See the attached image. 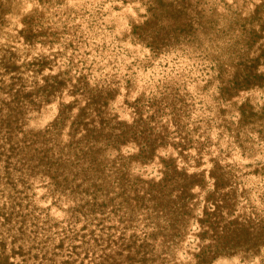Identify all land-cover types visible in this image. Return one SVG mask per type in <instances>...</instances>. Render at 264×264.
Listing matches in <instances>:
<instances>
[{
    "label": "bare ground",
    "instance_id": "obj_1",
    "mask_svg": "<svg viewBox=\"0 0 264 264\" xmlns=\"http://www.w3.org/2000/svg\"><path fill=\"white\" fill-rule=\"evenodd\" d=\"M231 1L228 0L227 2L229 3ZM146 2L153 3V4L156 3L155 4L156 15L154 17V20L151 21V26L149 28H147V30L145 31V34H144L145 38H149L150 40H152V42L157 44L158 47L160 45V48L163 50L162 53H179L181 56V59H183V61L185 60L189 63V64L185 63L184 65H182V69H180L181 72L184 71L185 68H189L192 65V64L190 65V61H192L191 60L192 58H190L188 56V54L186 55V53H192L193 54V53L201 51V49H202L205 52H208L209 54L211 53L212 59L214 58V55H215L216 58H214V59H216V61L222 60V58L225 56V53H227L225 56L226 58L224 57V59L226 60V59H228V57H227L228 52L229 53L232 52V49H227L228 46L229 47L232 46V44L230 43V40L233 39V40L237 41V39H240L242 41L246 40V42H248V40H249L247 38L248 37L247 36L248 31H250L251 33H255L256 36L259 38V42L256 45H251L249 47L247 46L241 50L240 53H241V56H243V59H245L247 61L249 59L250 55H252L253 53H256V54L260 53V51L262 49H264V0H238V1L235 0V2H238V4L236 3L237 5L235 4L234 8L232 7L236 11H235V15L233 17H231L230 19H228V16H230L228 14V12L225 13V9H223L220 5L213 9L212 15H209V12H207L205 10V8H204L205 12H203L204 10L202 11L201 7L203 8L204 6L199 5L198 0H137V1L136 0H126V3L124 5L123 4L121 5V0H0V75L2 76L4 74V72L2 70L3 69L2 65L8 63L10 60H13L18 64V67L16 68L15 72L17 73V75H19V78H18L19 80H17V81H19V83L17 85H12V86H5L8 84L7 82L9 81V78H6L5 74L3 75L5 77V79H3L4 78L3 76H2V79L0 77L1 80H4V82L0 81V84H2V85L5 84V85H3L4 90L0 91V166H1V168H3V164L5 162L7 163V161L13 164L14 162H12V160H14L13 158L17 155L15 157L16 162L14 163L16 166H18L17 162H19V164L20 163L22 164V167H20L21 164L19 165V167L20 168L26 167L25 170H29V168L31 170H32V168L36 170L38 168V171L37 170L32 171L33 175L30 174V171L28 174V172L26 173L24 171V169L21 171L19 170V172L21 174H23L22 171H24V173L27 174L26 180L24 179L23 175L21 176L20 173L18 174L21 177H23V178H21V180L24 181V185L28 184V186L25 188L27 190L29 188H32V190H28L26 192V194L28 196L25 194V192H23V193L19 194V197L23 203H25L26 200L29 199L28 197L31 198V201H30L31 207L32 208L34 207L33 209L35 211V216H33V213L31 214V216H27L26 219L22 216V220L20 222V224H21L20 228L18 227V225H16V223H14V221L9 222L8 225H4V226H3V223H0V264H75L76 261L74 263L73 262L74 260L80 258L81 256L84 257L85 255H87V257L84 260V264H144L145 259H143L144 261L142 260L141 254H140L141 257L139 256V258H140L139 261H141V262H139L138 258H137V256L141 252L142 247L139 250L140 252L137 251V252H139V253H136V254H138L137 256L133 255L132 252H130L128 250L129 248H128L127 244L129 242L132 243L131 249H134V251H135V249L138 250L137 248L140 247V246L138 247L135 244V239H137L146 248L150 247L149 249H152V247H156L155 250H157V248H158V250H157L158 252L156 251V253H158V254H156V255H159V253L164 254L163 255L164 256L163 261H165L164 263H163V261H161V259H160L161 262L159 261V258H161V256H162V254H161L160 256L156 257V258H158V261L160 263H163V264H195L196 263L197 264V262L194 258V255H192V253L194 254V250H195V246L192 245L195 242H192V240L197 235L196 231L201 230L198 219H199V217H201L203 215V209H204V207H207V204H210V206H211L210 211L212 212L211 216L209 217V220L211 223H210V225H208V229H209L208 232L210 235L209 241H211L213 244H217V245L221 246L220 243L222 241L218 242V243H214V242L219 241L221 235L224 232H226L227 229H229V227L232 223L236 222L237 224L236 223L235 224L239 227V229H242L241 226H243V225L240 224V222L238 220L246 214L247 215L248 214L254 215V216H256V219H258L257 222H259V223H255L256 219L254 218V216L252 218V216L250 215L251 218L249 217V220L252 219V223L254 226H252L251 221L250 222L246 221V222L251 223L252 232L254 230L253 233H255L258 230V229H256V231H255V229H254L255 226L258 227V225H259V227H258L259 230L255 233V241H254V238H251V239L253 240V242H255V244L261 242L260 238L263 235L262 229L264 228V221L261 219V217H262L261 213H264V202H263L264 187L258 186L259 185L258 182L263 181V183H264V114H262L259 110L258 115H259L260 119L258 118L259 121L256 122L257 116H256V118H254V116H252L253 118L250 117L249 119H247V115L245 116L244 114H241V112H238V111L236 113L237 107H235L236 109H234L233 106H230L229 108H227V109H229V112L227 109L224 110V108H223L224 113H226L225 111H227V115L228 116L230 115L228 118V119H230V121L233 120L234 117H235L234 119H236L237 117L233 116V114H228V113L235 112L234 113L235 115L241 114V117H239V115H238L239 118H242L241 122H238V120H237L232 125H230L232 121L230 122L229 120L224 119L225 122H227V121H228V123L230 122L228 125H227V123L224 124L225 122L222 121V119L225 117L226 114H223L224 116H220L219 115L220 113L218 114L219 115L218 120H220V117H221V121L224 122V123H221L222 126L225 125V127L226 126L228 127L227 132H230L228 134H230V137L233 139V140L231 139L232 141L231 140L230 141L232 143L235 142L233 144H231L230 142H228V143L232 145L231 147H234V144L235 145L238 144V145L234 148V151H232L233 149L230 147L227 148L228 145H226L224 143V140L222 139V141H223L222 147L224 149H221L220 154L218 152V154H219L218 158L216 155L214 156L215 159L217 158L216 166H218V169H217L216 174H218V175L214 176V177L212 175L210 176V174H208L209 172L207 169L209 166H213L214 162H213V164L211 163L212 165L208 164L209 162L206 160V158L209 157L208 155H211V154H208L210 149H212L214 151V144L211 141H209L206 137L215 138L218 136L215 134L216 130L214 131V128L213 129L209 128V126H210L209 124H212L211 123L212 121L209 119H211L212 117L209 118L210 115H208L206 113L208 115V120L210 121L208 124V120L207 119L205 120L206 116H203L204 114L201 115V113H200L201 112L200 110L202 108L198 109L197 108L198 106H196V108H195V105L197 103L194 102V98H197V99L199 98V99L203 100L204 103H206L205 104L206 106L203 105L202 110L205 111L207 108L210 111V112L208 111V113H211V111H213V108L215 111L218 109L219 104L217 106V104H215L213 101H214L215 96H217V97H219V96L216 95L214 90H213V88H215V87H212L209 84H208L209 86H204V88L203 87L200 88L201 85L197 84V82H201L202 78L201 79L198 78V81L196 80L197 78H196L194 73L197 74L198 71L196 69L195 70L192 69L193 67L191 68V74L193 73L195 78L193 77V74H192L193 79L190 81L191 84H188V87H189L188 88V94L189 95H187L186 92H184L186 94L181 93L184 95L183 100H185V102L182 105H179L181 108V111H180V113L173 112L172 115H173L175 121L171 118L169 119V117H168V122L166 123L168 127H171V130H175L174 135H172V138L174 140L173 139L172 140L176 141V143H175L176 148L173 147V150L171 149L173 144L170 145L171 150L164 145L157 146L154 149V151L151 152L152 153L150 156L151 161L148 162V164H146V166H148V167L150 165H151V167H155V166L157 167L158 166L157 169L154 168V172H155V169H156V171L161 169V159L163 156H165L168 153V156L166 155L165 157L166 158L170 157V159H171L172 158L171 155L176 154L178 156L177 161L174 162L175 160H174V158H172L173 162L175 163L174 166L178 165V167L177 166L176 167L179 169L181 168V172L184 171L183 176L185 174L193 176L192 181L194 184V188L190 185V183H188V180L184 179L185 180L184 181V180H182L183 178H180L181 172L179 171V169H177L176 167L173 166V168H175L174 171H175V175L177 176V179L180 178V179H178V182L180 180H182L179 182V185H178L180 187V183L182 184V188L179 190L180 191L182 190L181 192L185 193V196L189 192L188 194L192 197V201L190 200L192 205H190V206L188 205L189 203L183 204L184 203L183 201L180 202L179 200L176 199V201L179 202V205L182 204V205H180V208H181L180 213L184 212V211H189V212L191 211L189 213V215H190L191 213H193V211L190 210L189 207L192 206L196 209V212L194 214H197V216L193 215L192 220H191V218H189V220H188L189 223H188V221H186L188 219L187 215H186V218H185V216L181 215V216H179V219H177L178 216L175 217L174 214L178 213L179 209L175 205L176 201H174V198L172 199V197H171V199H170V197L168 195L169 199L166 198L167 201L162 197V198H159L158 202H160L161 199H164V200H161V203H166V205L161 204L160 208H162V206L163 207L165 206L163 209L167 210L168 215L171 218L170 217L168 218V216L163 214V213H162V216L164 215L165 217L164 216L162 218L160 217L161 219H159L158 217L155 218V216L153 215L154 214V211H153L152 216H154V217L149 215L152 218V219L150 218L151 223L149 222V219L146 221V223L148 222V225H149L148 230H150V229L154 230V228H155L154 225H156V227L159 228V225L162 224L161 222H163V224H162L163 227L165 226V229H167L166 225L170 219L171 223L170 222H169L170 224L168 223V226H170V228H169L170 231H168V232H171V227H172L174 230H172L171 233H173V231L177 230L174 233L179 231L180 235L178 233H176V234L173 233V235H175V236L171 235V233H169V235H171L172 237H176L175 240L178 238L177 237L178 235L181 237L183 236L181 238L182 239L181 241L178 238V241L180 243L178 242L176 244L177 241H175V240H174L175 242H173L172 244H170L171 242H167V243H169V246H167L164 249V246L167 244V243L164 244L165 243L164 240L168 237V234H167L168 232L166 230H164V232L166 231L165 233L167 235V237L165 239H161V241H160V237H163V235H161L162 233H158L161 235L159 237V236H157L158 234L156 233L155 236L159 237V239L154 238L153 240H151L152 242L149 241L148 245L144 244V240L142 239V236L140 235L139 232L147 227V226L144 227V225L146 223L142 222L143 221L142 217H143V214H146L148 216L149 211H146V210L144 211L143 204H144V202H149V199L151 196L146 191L144 185H139L140 189L139 190L137 189L136 194H130L131 198L134 197L131 200L132 201L131 205L134 203L133 204L134 205V209H133L134 211H132V213L126 212V214H125V217L129 218L130 220H127V221H126V219L123 220L122 222L119 223L118 228L115 230L114 228L106 227V221L105 222L102 221L101 223L96 224L98 218L101 217L102 213L97 212L96 220L92 221L91 211H90V208L88 206L83 207L84 214L81 217L71 216L69 214L68 210H70L69 206L72 204L73 200L72 199H66L65 200L64 197H66V196H64L63 198L59 197L56 199L57 204L60 205L59 208L56 206L51 207V203L48 201H50V199H52V198L55 199L59 195H51V194H49V193H51L49 191H48V193H46L44 186L41 185L43 175H44V173H42V171L40 172V170H39L41 168L40 167L41 165L39 166L37 164L34 167L32 162H29L26 159H24V156L27 157L26 153L28 154L30 152L31 156L34 154L32 156L34 159H32L31 157H29V159L31 158L32 161H35L34 164H36V159L38 158V156L35 157V155L40 153V150L37 148L39 151H37V154H36L34 152H31V149H33L34 146H35L34 150L36 149V146L38 145V143H37V145H35L37 140L39 142V146H41L40 143H42V146H43V144L45 145L42 147L43 149H47L49 146L53 145L55 148V152H57V150H58V147L55 146V143H58L60 140L62 143L61 146L62 147L66 146L65 140H66V137L69 136L68 127L67 128L63 127L65 129H63L60 132H52V133L48 134L46 139L41 138L40 135L38 134L40 132L39 128H41L43 130L45 127H48V128L51 127L52 122L54 121L55 117L58 116V113L61 110L60 105H62V102H69V103L73 104V107H74L73 114H75L76 112H79L80 109H81L80 111L82 112V110L84 109L83 112H85L84 114H85L86 122L88 123V125L86 124V122H84V123L87 125L88 128L92 127V129H96V125H94V124H96L94 122V116L89 115L90 113L92 114V112H93L92 106H91V108L87 106V105L90 106L92 104L87 103V105L82 104L80 106V104H81L80 100L84 97L87 98V95H86L87 93L85 91H83V93H86L85 95H81L79 93L80 96L79 95L78 96L81 97V99H80L77 97V95L75 93L76 91L72 92L74 90V86H76L77 89H79L78 85L75 83L76 80L74 82H72L71 84L68 83L66 85L67 87H64V88L55 87L53 89L52 93H50V96L48 97V99L35 97L36 101L32 102V104H31L30 101L27 100V98L22 97V98H18L17 99L18 101L16 102L15 101L16 99H14L12 96H14L15 94H18L20 97L21 92H23V93L24 92H28V93L31 92L33 89V86H34V84H33L34 78L38 79L36 76H34L32 74V72L28 71L24 67V62H26L31 57H36L40 54H43L49 58L50 66L54 67L56 62L58 60H60L62 53H69V49L67 47V42L65 41V39H63L61 37V32L63 30L62 28L67 27V29H72L71 27L75 28L76 26H79L80 28H82V30H84L86 32V30H87L86 24L87 23H85L86 21L84 22V20H82V19H84V17L83 18L81 17L82 19L80 18V15L83 16L82 13H84V14L87 13V12H84L85 10L83 11L84 8H87V10L89 9L90 11H94V10L98 9L97 8L98 6H102L101 7L102 10L101 9L100 10L101 11H104V10L107 11V14L105 15L106 17L103 16L104 19H102V21L105 20L106 23L111 24L112 29H113V33L118 34V35H121V34L126 35V34H129V31L131 30L130 29V26H131L130 23L134 22V21H135V23L138 22V20H139L138 13L142 12V10L145 7L144 4H146ZM235 2L233 1V3H235ZM233 3L231 2V6L233 5ZM241 3L243 5H241ZM111 4H116L117 6H120V9L118 10V12L117 11L115 12V10L112 9ZM201 12H203L204 15ZM74 15L77 16L76 20L71 19L72 16H74ZM198 15H200V16H198ZM38 17L46 19L45 22L47 24H49L47 20H51L53 22V25H54V26L52 25V27L58 28V30H57L58 31V36H57L58 40L56 43L49 44L47 42H43L41 44H38V43H35L34 41H30V40L26 39V36L24 34L25 26H27V23L31 19H35ZM196 17H198L199 21L203 19L202 27H200V29L197 30L196 34H194L195 35L194 38H196L195 41L190 42L187 39H185V34H182L179 32V29L182 27H186L187 22L193 23L194 25L201 26L199 21H197L195 19ZM143 18L145 19V17H143ZM232 18H234V20L231 22ZM86 20H87V18H86ZM105 21H104V23H105ZM45 22H44V24H45ZM52 22L50 24H52ZM97 22H99V21H97ZM90 23H92V22H90ZM94 24H95V22H94ZM103 27H105V26H103ZM35 28H36V26H35ZM100 28L101 27L94 25V28L92 29L93 33H91V34L89 32L90 30L89 31L87 30L89 32V33L87 32L88 33L87 35H89L88 37L90 38V40L86 39V41L88 43L90 42V46L87 47L85 45L84 47L87 48L88 50H90L91 52H94L95 49H98V52L99 51L102 52V50H104V48H109L108 50L107 49L105 50V53H111V52L116 53L115 50H114V52L112 51L113 43L111 44V40H110L111 39L110 35H113V34H108V33L105 34V32L102 33L99 31ZM102 29H105V28H102ZM76 38H78V36ZM128 39H129V37H128ZM128 39L121 40L118 42V43H120L119 45H121L127 51L126 53H128L130 51L131 53H134L135 56L137 54L139 57H141V55L138 53H149L148 52L149 49H146V47H144L143 45H140L141 41L137 40L138 43H136L135 45H132V44L130 45ZM133 39H135V38H133ZM113 41H116V40H113ZM79 43H81V42H79ZM79 43H77V44H79ZM84 44L85 43H83L82 46ZM110 50H111V52H110ZM118 53H124V52L118 51ZM247 53H249V54H247ZM258 55H260V54H257V56ZM121 56H122L121 60L123 59L122 62H120V59H118V61H116V65L122 67L123 62L127 61V63H128L129 61H128V59L126 60L124 55H120V57ZM217 56H220V57L217 58ZM252 56L255 57L256 55H252ZM261 56L264 57V55H261ZM97 57L99 58V56H97ZM120 57L118 56V58H120ZM139 57H137L138 58L137 60L142 62L143 61L142 57L141 58H139ZM263 57H260V62L258 63L256 68L259 71L263 72V74H264V58ZM89 58H90V56H89ZM143 58H144V56H143ZM101 59H102V57H101ZM130 59L132 60V57ZM168 59H170V58H168ZM181 59L179 58V60H181ZM105 60L107 61V59H104V62L106 63ZM111 60H113V59H111ZM223 60H222V62L220 61L217 63L219 64V66L221 65L220 68H221L222 74H225L226 69H228V68H226L227 66H229L230 67L229 70H231L232 67L230 66V63L232 61L229 60V63H228L227 61H225V60L223 61ZM96 61H98V60H96ZM227 63H228V65H227ZM87 64H88L87 66H89V63H87ZM123 65H125V63ZM171 65H173V64H171ZM231 65H233V62ZM101 66H103V64ZM113 67H115V66H112L110 64V62H107L106 67H104V68H106V71L107 70L109 71V70H112ZM222 68H224V69H222ZM122 69H124V68H122ZM176 69L179 70V68H176ZM234 69L232 68L231 71L227 70L228 71L227 73L231 72L229 74L232 75V72H235V70H237V67L235 70ZM133 70H136V69H133ZM180 71H179V73H180ZM195 71H197V72H195ZM223 71H225V72H223ZM48 72H49V69H46L45 73H48ZM174 72H175V70H174ZM86 73H87V71H86ZM229 74H227V75H229ZM136 75H137V73H136ZM187 75H188V73H187ZM199 75L200 74L198 73V77H199ZM143 76H145V75L143 73H140V79H142ZM176 76H179V75H176ZM210 76H208L210 78V80L208 79L210 81L209 83H212L213 80H215V79L220 81L219 77L217 79L216 78L217 76L212 75V76H214L212 78ZM221 77L224 78L223 76H221ZM83 78H84V76H83ZM98 78H99V76L96 77V79H98ZM109 78H111V77H109ZM157 78H156V80H157ZM211 79H213V80L211 81ZM140 81L138 82V84L141 83ZM177 82H178V80H177ZM206 82H207V80H206ZM214 83L215 82H213L212 84H214ZM90 84L92 85V81ZM141 85L142 86L145 85L144 81ZM141 85H138V86H140V88H141L142 87ZM254 85H256V87ZM254 85L248 86V90H249L248 94H250V99L248 100V97H247L248 95H246L247 93L244 92V90H243L242 95H244L246 93L245 94L246 96H242V97H243V99L245 97L246 100H248V101H253L257 97L256 100L260 101L259 102L260 106L257 104L259 106L258 109H261V107L264 106V100L262 101V98H260L259 96H261V94L263 95V93H264V85L260 86L261 85L260 82L258 83V85L257 84H254ZM93 86H94V84H93ZM258 86H259V89H258L259 91L257 90ZM151 87H152V85H151ZM154 87H155V85H154ZM70 88H72V91ZM249 88H252V89L250 90ZM69 89H70V91H69ZM204 89H207V90H204ZM130 90H132L134 92V94L136 95V91L139 89H135V87L132 86V89H130ZM130 90H129V93H132V92H130ZM140 91L138 92V94L141 93ZM206 91H208V92H206ZM251 91L254 92V94H252ZM255 91H256V94H255ZM181 92H182V90H181ZM209 92H210V95L208 94ZM241 92H240V94H241ZM228 93H230V92H228ZM228 93H227V95L225 94V96L222 98L219 97L221 99L219 112L223 111L221 108V105H222V107H225V105H226V104L224 105V103H225L224 100L222 103V99H224L226 96H228L229 95ZM234 93H236V92H234ZM231 95H232L231 99L234 98V100L236 102L235 104L239 103V101L241 102V98L239 99V97L241 95L237 96L235 94V97L233 96V93ZM123 96L121 97V99L119 101H117L116 99L114 100V101H117L116 102L117 103L116 109H118L117 111H120V112L123 111V109H124V104H123L124 99L122 100ZM128 96H130V95H127V98H128ZM131 96L133 97L134 95L131 94ZM76 97L79 100L75 99ZM227 98H230V95ZM227 98L225 100H227ZM236 98H237V101H236ZM87 99H88V102H93V101H91V99H89V98H87ZM73 100H74V102H72ZM76 100H78V101H76ZM201 100H199V101L201 102ZM234 100H232L231 102H233ZM229 101L230 100L228 99V102ZM244 101H245V99H244ZM109 102L111 103V101H109ZM210 102L214 103V105L211 106L212 103H210ZM228 102H226V103H228ZM242 102H243V100H242ZM110 103H108V105ZM208 103H210V105H208ZM233 103H230V105H233ZM201 104H203V102L199 103V108H200V106H202ZM209 106L210 107L214 106V107L211 109ZM216 106H217V108H216ZM228 106L229 105L227 104L226 107H228ZM231 107L233 108V109H231L233 112L230 110ZM85 108L87 110L89 108V112H90L89 114L87 111H85ZM110 108L111 107H109L108 110H111ZM125 108H126V106H125ZM74 111H75V113H74ZM125 111H126V109H125ZM28 112L30 113V116L27 114ZM121 113L124 114V112H121ZM196 113H198V114H196ZM217 113H218V111H217ZM26 114L30 118H27ZM84 114H83V119L85 120ZM103 114H105V113H103ZM214 114H216V113H214ZM108 115H109V113H108ZM194 116H196L195 120L193 119ZM211 116H213V115H211ZM129 117H131V116H129ZM213 118H215V117H213ZM158 119H159V117H158ZM250 119H253L256 123L250 124L252 126H250V125L247 126V124H249L247 120H250ZM246 121H247V124H245ZM91 122L94 123L92 125H94L95 128L91 125ZM113 122H114V120H113ZM244 124L246 125L245 127L247 128V130H248V127H250L251 129H252V127L255 129H257V128L258 129L255 130L256 132H253L250 135V137L246 136V135H248V133L245 135V132H247V130L244 127ZM97 125H99V124H97ZM152 125H153V123H152ZM22 127H26V129L28 131ZM156 128H157V126H156ZM34 129H35V132H34ZM164 129H165V126H162L160 128V130L162 132ZM188 129H190L191 131ZM224 129L226 130V128L223 127V131L226 132ZM59 130H61V129H59ZM156 130L159 131V132H156V134L157 135L160 134L161 131L158 129H156ZM212 130H213L214 134L211 133ZM258 130H259L258 133H259L261 140L259 139V136L257 135ZM32 131L35 133V135L34 134L32 135ZM95 131L96 130H94V132ZM189 131H190V133H192V131H193V132H195V134L193 133V134H191V136L185 134L186 132L189 133ZM227 132L224 134L228 135ZM249 132H250V130H249ZM254 133H256V134H254ZM72 135L73 134H71L70 136H72ZM184 135L189 136L190 137L189 141H191V143H193L192 144L193 146H191L190 148L194 147L195 149H191V150L192 151L196 150V151H194V153H192L194 155L196 154V156H194V157L189 156L190 162H192V163H189L186 161L187 156L185 155L186 153H184V152H189V150H188L189 148L187 149V146H185L188 144L184 143L185 142V139H183ZM53 136H54V139H53ZM228 136H226V138H228ZM257 136H258V138H256ZM31 137H33L35 142L33 141V139H31V141H29L30 140L29 138H31ZM50 137H51V139H50ZM230 137L227 139V141H229ZM248 137L251 139H249ZM176 138H177V140H175ZM254 138H256L257 140ZM52 139L55 141H53ZM168 139L170 140V137ZM39 140L43 141L44 143L40 142ZM47 141H49V143ZM66 141H68V140H66ZM30 142H32L31 143L32 146H30L31 145ZM96 143L98 144V141H96ZM96 143L94 142V144L90 146L89 150H92L93 152L95 150V152H98L100 156H103L105 153L100 154V152H103V151L98 150ZM129 143H131V142H129ZM47 144L49 146L46 148ZM57 145L59 146V144H57ZM132 145L127 144L126 147L128 148L129 146H132ZM168 145H169V143H168ZM61 146H59V150L61 151V156H64L66 149L64 150L63 148H61ZM154 146H156L155 142H154ZM189 146L190 145H188V147ZM237 147H238V149H237ZM136 148H138V147L134 146V148H133V149H135L134 151H136ZM3 149H4V151H3ZM5 149L7 150V152L3 153V152H5ZM128 149H130V147ZM236 149H237V152L240 151L239 149H241L243 152H245V158L243 156L239 155L240 152H239V154L234 153L232 155H228V153L235 152ZM114 151H116V150H114ZM15 152H17L16 155H15ZM191 152H189V153H191ZM120 153H122V150ZM114 154H116V153H114ZM114 154H112V155H114ZM55 155H56V153H55ZM123 155H124V153H123ZM176 155H174V156H176ZM188 155H190V154H188ZM226 155H228V156H226ZM28 156H29V154H28ZM223 156H225L226 160L228 159L226 157L231 158L229 160L236 159L235 160L236 162H234V165L232 168H231L230 164L228 165V163H231V161L227 162L228 160L227 161L225 159H223L224 161L221 160ZM232 156H233V158H232ZM239 156H241L240 157L241 161L247 162L243 167V169H245L244 170L245 174H244L243 170H239L240 171L239 173H241V175H240L241 177L239 179L243 178L242 176H246L244 178H247L245 180L248 181V183H246V181H243L244 178L241 179V181H238L239 179L237 177L238 176L237 173H236L237 176L236 175H235L236 177L234 176L236 169L238 170V168L242 167L241 164L243 165L245 163V162L244 163L240 162V160L238 159ZM71 158H73V157L71 156V157L65 159V160H67V159L69 160V161L67 160V162H66L67 164L75 162V160L73 159V161H72ZM198 158H200V161L206 160L205 163H206V165H208V167L205 166L206 167L205 168L203 165L204 164L203 162H202L203 163L202 164L203 166H202L201 162L199 161ZM112 159H113V156H112ZM108 160H110V159H108ZM237 160L239 161V163H238L239 167L236 165L238 162ZM132 162L133 161H131L130 164H128L127 167L125 168V172L129 177L136 174L137 173L136 171H138L140 173V170L142 167V165L139 161H134V163H132ZM197 162H199L200 164H198ZM66 163H64V164L66 165ZM184 163H188V165H185ZM194 163H196V164H194ZM79 164H83V160L81 162H79ZM65 165H64V167L66 168ZM182 165H184L185 167H183ZM36 166H39L40 168L36 167ZM69 166H70V164H69ZM247 166H248V170L245 168ZM70 167H72V168H69V173H72L73 169H75L74 168L75 165H72ZM203 168L206 169V170L205 169L203 170L204 172L206 171V173L201 172V169H203ZM66 169H68V165H67ZM233 170H235V171H233ZM241 171H243V172H241ZM148 172L149 171L147 169L146 173H148ZM154 172L152 173L153 176H154ZM246 172H248V173H246ZM159 173L161 174V172H159ZM242 173L244 175H242ZM87 174H85V175H87ZM139 175H142V174H139ZM105 176H106V174H104L101 177V182L99 181V183L96 186H94L93 188L89 187V189H93V191L96 192V194H99L100 198L104 199V201L105 200L109 201L110 197L111 196L114 197L115 194H114V190L111 189L112 187L110 185H107L108 188L111 187L110 190L105 189L104 184L109 179L108 178L109 176H106L108 179ZM157 177H159V176H157ZM31 178H34V179L36 178V180L39 181L38 186L34 187V185L32 184ZM152 178L154 179L155 176ZM156 178L154 179L155 181H156ZM202 178H203V182L201 185L202 187L200 185H197V187L198 186H200V187L196 189V184H198V182ZM77 179H78L77 180V182H78L79 178H77ZM0 180L2 181L1 178H0ZM4 182L5 181L0 182V212H3L5 210V208L7 207V205L10 203L11 195H12L11 188L6 187L7 183H4ZM3 184L5 187H3ZM107 184H108V181H107ZM16 186L17 185H15V187ZM145 186H146V183H145ZM261 187H262V189H261L262 192L259 189ZM19 189H21L20 185L18 187V190ZM195 189L197 191H199L198 194L196 193V195L194 193ZM255 189H258V190L256 191ZM174 191L176 193H178L175 189H174ZM186 191H187V193H186ZM16 192H15V194H16ZM174 193H172V194H174ZM199 193H201V194H199ZM225 193H226V195H225ZM15 194H14V196H15ZM53 194H59V192H57V193L55 192ZM176 195H180V196H177L178 198L179 197L181 198V196H182L181 194H176ZM200 195H203L204 198L207 197L208 195H210V198L205 201L207 204L204 203V201L202 202L203 203L202 209L198 208V206L196 205V202H195V199L196 198L199 199ZM166 197H167V195H166ZM76 199H78V200L83 199V195L81 194L80 196H77ZM182 199H183V197H182ZM162 201H164V202H162ZM179 205H178V207H179ZM184 205L185 206L187 205L189 209H186L187 207H185ZM20 206L22 207L21 204H20ZM171 206L173 207V210L171 209L172 208ZM182 207L185 208L186 210H184V209L182 210ZM40 208H44L43 209L44 211H47L49 209V211H47L45 215L40 214V213L36 214V212H37L36 209H40ZM157 208H159V206H157ZM155 212H158V214L160 213V215H161V212H159V210L155 211ZM198 212H200L201 214H198ZM171 213H173V214H171ZM23 214H24V212H23ZM158 214L156 213V215H158ZM166 216H167V218H166ZM257 216L260 217V219ZM180 217H183L184 221ZM62 218L63 219L69 218V222L70 221L74 222V220L80 219V222L83 224L85 230L84 231L81 230L78 233V237L76 239H73V238L66 239L69 243H65L61 246H58L57 245V243L59 242L58 239L60 238V234L62 231L59 230L56 233H53V231H51L52 228H49V226L51 225L53 220H55V219L61 220ZM193 219L197 220V222L195 221L194 225L192 226V224L194 222ZM240 221H241V219H240ZM243 221L245 222V219H243ZM186 222H187L188 226L191 223L189 227L192 228V230H190V228L188 229ZM66 223L67 222H65L64 224H66ZM111 223H109V224H111ZM134 223H136L137 226H135ZM117 224L118 223H116L115 226ZM77 225L79 226L78 223H77ZM244 225H246V224H244ZM152 226H153V228H152ZM231 226H234V225L232 224ZM60 227H62V225ZM178 227L180 230L177 229ZM244 227H243V229H245ZM184 228L186 229V231L183 230ZM232 228H233V230H235L234 227H232ZM59 229H61V228H59ZM243 229H242V233L244 232ZM247 229L245 230V232L247 231ZM71 230L76 231V227L75 228L72 227ZM181 230H182V232L184 231L183 233H185V232L187 233V231L190 230L189 231L190 233L188 232L187 235L190 234L193 236L190 237V235H189L187 237V235L184 234L185 235V239H184L185 241H184L183 240L184 235H182L183 233L181 232ZM236 230H238V228H236ZM192 232L194 234L196 233V235L192 234ZM245 232L243 234H245ZM252 232L250 231L251 235H252ZM237 234H240L239 231L237 232ZM246 235L249 236L248 234H245V237L243 235V237L245 239L243 237H239V238L242 240L244 239L243 241H246V239H247ZM186 238H187V240H186ZM198 238H200V236H198ZM237 238L235 240L241 241L239 238L238 239ZM168 239H170V238H167V240ZM171 239H173V238H171ZM186 241H187V243H185ZM246 242H248V240ZM239 243H240L239 245H241V247L243 248L244 247V246H242L243 243L242 242H239ZM262 243L263 242H261V244ZM235 244L236 243L234 242V245ZM248 245H250V243ZM263 245L264 244H262V246ZM255 246H258V245H255ZM255 246H251V247H252V251H256L254 253L257 254L259 251H261L260 248H262V247L256 248ZM177 247L182 248L185 251V253H183L182 250L179 251L180 249L177 250L178 249ZM241 247L237 248L238 252L240 249H242ZM245 247H246V245H245ZM221 248H222V251H224V248L223 247H221ZM244 248L242 249V252H239V254L244 252L243 250L246 249V248L245 249ZM15 249L20 250V254H18V255H20L19 257L17 254L14 256ZM155 250H153V251H155ZM233 250L236 251V248H234ZM74 251H76L78 253L75 254ZM237 251H236V253L235 252L234 253L237 254ZM252 251L250 253V248L245 250V252L250 253L249 255L253 254ZM145 252H146V250H145ZM248 253H246V255H245L246 258L250 257L247 255ZM146 254L149 255L150 253H146ZM152 254H155V253H152ZM235 254H233V253L229 254V258L231 255L233 257V255H235ZM260 254H261V252H260ZM237 255L233 257L235 259V261L232 263V261L234 259H231L232 257L230 258L231 260L228 259L227 258L228 255L225 251V253H223L222 255H220L218 257L215 264H219V263H221V264H234L236 262L238 264H240V263L244 264L243 260L246 259L243 256L244 253L242 254L243 260L241 259V257H239L240 255L238 256L239 259L241 260V262L236 260V258H238ZM255 255H254V257H251L254 260L252 262H250V264H256L257 262H259L258 264H260V262H261L260 260H258L257 258H256L257 261L255 260ZM261 255H263V254H261ZM150 256L152 257L153 255H150ZM145 257H146V255H145ZM190 257L192 259V262L189 263L188 261H190ZM222 257L225 258V261L223 260L224 263H222ZM256 257H258V256H256ZM148 258H149V256H148ZM258 258H260V257H258ZM250 259L249 260L247 259V261L246 260L245 261L248 262V261H250ZM260 259H262V258H260ZM153 260L154 261L150 260L149 262L150 263L155 262V264H160L159 262H157V259H153ZM229 260H230V262H229ZM142 261H143V263H142ZM254 261H255V263H254ZM263 261H264V259H263ZM263 261H262V263L264 264ZM207 264H211V262H208Z\"/></svg>",
    "mask_w": 264,
    "mask_h": 264
},
{
    "label": "rangeland",
    "instance_id": "obj_2",
    "mask_svg": "<svg viewBox=\"0 0 264 264\" xmlns=\"http://www.w3.org/2000/svg\"><path fill=\"white\" fill-rule=\"evenodd\" d=\"M227 1L228 0H219V1L218 0H198V4L204 6L203 8L201 7L202 11L205 8V10L207 12H209V15H212L213 9L220 5L223 9H225V13L228 12V14L230 15V16H228V19H230L231 17H233L235 15V11L236 10L233 9V8H234L236 3L238 4V2H235V0H232V1L229 0L232 3H233V1L235 2L231 6V2H229L230 3L229 4ZM236 1H238V0H236ZM125 3H126V0H121V5L122 4L124 5ZM155 4L146 2V4H144L145 7L142 10V12L138 13V16H139L138 22L137 21H136L137 23H135V21L131 22L130 23V25H131L130 29L131 30L129 31V34H126V35L121 34L122 36L113 33V29H112L111 24L106 23L105 20H104L105 23H104V21H102V19H104V17H106L105 15L107 14V11H105V10L101 11L102 10V8H101L102 6H98L97 7L98 9L96 8L97 10H94V11H90L89 9L87 10V8H84L83 11L85 10L84 12H87V13H85V14L82 13L83 16L80 15V18L84 17V19H82V18L81 19L84 20V22L86 21L85 23H87L86 24L87 25V30L88 31L90 30L89 31L90 34L93 33L92 29L94 28V25H96V26L101 27L99 29L100 32H102V33L105 32V34L106 33L113 34V35H110L111 44L113 43V45H112L113 48L112 47L111 48H112V51L114 52V50H115L116 53H112L111 50H110L111 53H105V50L106 49L108 50L109 48H104V50H102L103 53L101 51H99L100 52L99 53L98 49H95L94 52H91L90 50H88L87 48L84 47L85 45L87 47L90 46V42L88 43L86 41V39L90 40V38L88 37L89 35H87L89 33L87 30L85 32L79 26H76L77 28L76 27L75 28L71 27L72 29H67V27H63L62 28L63 30L61 29L62 30L61 37L63 39H65V41L67 42V47L69 49V53H62V56L60 57V60H58L56 62L54 67L50 66L49 58L46 57L43 54H40V55H38L36 57H31L26 62H24V67L28 71L32 72V74L34 76H36L39 80L34 78V81H33L34 86H33V89H32L31 92H29V93L28 92H24V93L21 92L20 93V97H19L18 94H15L14 96H12L14 99H16L15 100L16 102L18 101L17 100L18 98L24 97V98H27V100H29L30 103L32 104V102L36 101L35 97L36 98L48 99V97L50 96V93H52V91H53V89L55 87L64 88V87H67L66 85L68 83L71 84L72 82H74L76 80L77 82L75 81V83L78 85L79 89H77V87L74 86V90L73 91H72V88H70L71 91L72 92L76 91L75 93H76L77 97L80 98V99H81V97H79L80 94L81 95H85L87 93L86 94L87 98L91 99V101L94 102V103L93 102H88V99L83 96L84 98H82L80 100V102H81L80 106L82 104H86L87 105V103H91L92 104L90 106L87 105L90 108L92 106V109H93L92 114L89 112V108H88V110L85 108V111H87L88 114L90 113L89 114L90 116H92V115L94 116V122L96 124L91 122V125L92 124L96 125V129H92V127H90V126H89L90 128L87 127L88 123L86 122V117H85V114H84L85 112H83L84 109L82 110L83 113L80 111L81 110L80 109L79 112L75 113V111H74L75 114H73V110H74L73 104L69 103V102H62V105H60L61 106V110L59 111L58 116H56L54 121L52 122L51 127L50 128L45 127L43 130L41 128H39L40 132L38 131L39 132L38 134L40 135L41 138H45L46 139L48 134H50L52 132H60L63 129L68 127L69 136L66 137V140H68V141L65 140L66 146L62 147L61 146L62 143H61V140H60L58 143H55V146L58 147L57 152H55V148H54L53 145L49 146L47 144L46 148L48 146L49 147L47 149H43L42 147L45 146V145L43 144V146H42V143H40L41 146H39V142L37 140L36 144L35 143L34 144L37 145V143H38V145H37L38 147L36 146L35 150H34L35 146L33 147V149H31L32 147L30 148L31 152H34L36 154H37V151L40 150V153L35 155V157L38 156V158L36 159V164H34L35 161L31 160V158L34 159L32 157L34 154L31 156L30 152L28 153L29 156L26 153L27 157L24 156V159H26L29 162H32L34 167L37 164L39 166L41 165L40 166L41 168L39 166H36V167L40 168L39 169L40 172L42 171V173H44L41 185L44 186V188L46 190V193H48V191H49V192H51V193H49L51 195H59L55 199L52 198V199H50V201H48V202L51 203V207L52 206H56V207L59 208L60 205L57 204V200L56 199L59 198V197L63 198L64 196H66V197H64L65 200L66 199H72L73 200L72 204L69 206L70 210H68V212H69V214L71 216H73V217H81L84 214L83 207L84 206H88L90 208V211H91L92 221L96 220L97 212L102 213L101 217L98 218L96 224L101 223L102 221H104V222L106 221V227L114 228L115 230L118 228L120 222H122L125 219H126V221L130 220L129 218L125 217L126 212L132 213V211H134L133 210L134 209V205H133L134 203L131 205V202H132L131 200L134 197L131 198L130 194H136L137 189L138 190L140 189L139 185H144L146 191L151 195L150 199H149V202H144V204H143L144 211L145 210L149 211L148 216L149 215L152 216V214H153L152 212L154 211L153 215L155 216V218L158 217L159 219H161L164 216V215L162 216V213L167 215L168 218H169L170 216L168 215L167 210L163 209L165 206L164 207L162 206V208H160L161 204L162 205H166V203H161V200L165 199L167 201L166 198L169 199V197H170V199H171V197H172V199L174 198V201H176V199H177L180 202L183 201L184 202L183 204L189 203L188 204L189 206L192 205L191 204L192 197L188 194L189 192L187 193V191H186L187 194L185 196V193H182L181 192L182 190L181 191L179 190V189L182 188V184L180 183V187L178 185H179L180 181L185 179V180H188V183H190V185L194 188V184H193V181H192L193 180L192 179L193 176H190L188 174H185L183 176L184 171L182 170L183 172H181V168L180 169L177 168L178 165H176L177 167L174 166V164H175L174 162H176L177 159H178V156L176 154H172L171 155V157L174 158V160H175L174 162H173L172 158L170 159V157H167V158L165 157L166 155L168 156V153L165 156H163L162 159H161V169L158 170V171H156L158 166L157 167L156 166L155 167H151V165H150L148 167V166H146V164H148V162L151 161V157H150L151 154H152L151 152L154 151V149L157 146L164 145V146H166V147H168L170 149V145L173 144L174 146L172 145L171 149L173 150V147L176 148V145H175L176 141H173L174 139L172 138V135H174V131L175 130H171V127H168L166 123L168 122V117H169V119L171 118V119H173L175 121V119H174V117L172 115L173 112L180 113L181 108H180L179 105H182L185 102V100H183L184 99V95L183 94L187 93V95H189L188 94V88H189L188 84H191L190 81L193 79L194 74H195V76L197 78L196 79L197 81H198V78L199 79L202 78L201 82H197V84L201 85L200 88H202V87L204 88V86H209V85L212 86V87H215V88H213L215 94L218 95L221 98L224 97L225 94L227 95L228 92H230L231 94L233 93L234 97H235V94L237 96L241 95L239 97V99L241 98V102L239 101V103L235 104L236 102H235L234 98L231 99L232 95L230 93H228L230 95V98H227L229 95L226 96L224 99H222V103H223V100H224V102H225L224 105L228 104L229 106L226 107V105H225V107H222V105H221L222 110H223V108L225 110V109L229 108L230 106H233L234 109H236L235 107H237L236 113L238 111V112H241V114H244L245 116L247 115V119H249L252 116H254V118H256V116H257V118H256L257 121L256 122H258L259 119H260L259 115H258V111L260 110V112L262 114H264V106H262L261 109H258V107L260 106V103H259L260 101L256 100L257 97L255 99L256 101L255 100L248 101L250 99V94H248V92H249L248 86H251V85H254V84L258 85L259 82L261 84L260 86L264 85V74H263V72L259 71L256 68L258 63L260 62V57H263L261 55H264V49H262L260 51V53H257V54H260V55H258L259 57L257 56L256 53H253L252 55H256V56L253 57L252 55H250V57H249V59L247 61L245 59H243V56H241V53H240L241 50L244 47H247V46L249 47L251 45H256L259 42V38L256 36V34L255 33H251L250 31H248L247 32V36H248L247 38L249 39L248 42H246V40L242 41L240 39H237V41L233 40V39L230 40V43L232 44V46H230V47L228 46L227 49H232V52L229 53L227 51L228 52V55H227L228 59H226V60L224 59V57L226 56L227 53L224 52L225 56L222 54L224 56L222 58V60L224 59L228 63H229V60H231L233 62V65H231L232 62L230 61L231 62L230 66L233 69L234 68L236 69V67H237V70L234 69L235 72H232V75L229 74L231 72L227 73L228 72L227 70L230 69L229 66L226 67V68H228V69H226V73L229 74V75H227L226 73H225L226 75L222 74L221 68H220L221 65L219 66V64L217 63V62H220V61L222 62V60L216 61V59H214V58H216V56L214 54H213L214 58L212 59L211 53L209 54L208 52H205L202 49H201V51L193 53V54L192 53H186V55L188 54V56L190 58H192L191 59L192 61H190V65L192 64L193 66L191 65V67L185 68L184 71L181 72L180 69H182V65H184L185 63H188V62L185 61V60H184L185 61L184 62L183 59H181V56H180L179 53H162L163 50L160 48V45L158 47L157 44L152 42V40H150L149 38H145V35H144L145 31L147 30V28H149L151 26V21L154 20V17L156 15ZM241 5H243V4L241 3ZM111 7H112L113 10H115V12L116 11L118 12V10L120 9V6H117L116 4H111ZM205 10L203 12H205ZM203 12H201V13L204 15ZM142 16L145 17V19ZM198 16H200V15H198ZM76 18H77V16L74 15V16H72L71 19L72 20H76ZM86 18H87V20H86ZM195 19L197 21H199L198 17H196ZM233 20H234V18L231 19V22ZM45 21H46V19L41 18V17H38V18H35V19H31L27 23V26H25L24 34L26 36V39H28L30 41H34L35 43H38V44H41L43 42H47L49 44L56 43L57 40H58V37H57L58 36V31H57L58 28L52 27L53 22L51 20H47L49 24L52 22V24H50V25L47 24ZM97 21H99V22H97ZM200 21H199V23L201 24V26L194 25L193 23H188L187 22L186 23V27L180 28L179 32L182 33V34H185V39H187L188 41H190V42L195 41L196 38H194V36H195L194 34H196L197 30L200 29V27H202L203 19L200 20ZM44 22H45L46 25L44 24ZM90 22H92V23H90ZM94 22H95V24H94ZM101 24L102 25L104 24L103 26H105V27H103ZM35 26H36V28H35ZM102 28H105V29H102ZM77 36H78V38H76ZM128 37H129V39H128ZM133 38H135V39H133ZM126 39L129 40V44L130 45L131 44L135 45L136 43H138V41H141L140 45H143L144 47H146V49H149L148 50L149 53H138V54L141 55V57L143 59L142 62L137 60L138 59L137 57H139L137 54L135 56V54L131 53L130 51L128 53H126L127 51L121 45H119L120 44V43H118L119 41L126 40ZM113 40H116V41H113ZM79 42H81V43H79ZM77 43H79V44H77ZM83 43H85V44L82 46ZM118 51L119 52L123 51L124 53H118ZM247 54H249V53H247ZM120 55H124L126 60L128 59V61H129L128 63H127V61L123 62V64L125 63V65L122 64V67L116 65V61H118V59H120V62H122V60H123V59L121 60L122 56L120 57ZM89 56H90V58H89ZM97 56H99V58ZM100 56L102 57V59H101ZM118 56L120 58H118ZM143 56H144V58H143ZM220 56H217V58H219ZM131 57H132V60L130 59ZM141 57H139V58H141ZM168 58H170V59H168ZM179 58L181 60H179ZM104 59H107V61L105 60L106 63L104 62ZM111 59H113V60H111ZM96 60H98V61H96ZM107 62H110V64L112 66H115V67H113L112 70H109V71L107 70L106 71V68H104V67H106ZM87 63H89V66H87L88 65ZM228 63H227V65H228ZM100 64L101 65L103 64V66H101ZM171 64H173V65H171ZM2 66H3L2 70H3L6 78H9V81L7 82L8 84L7 85L3 84V85H5V86L17 85L19 83V81H17V80H19L18 79L19 75H17V73L15 71H16V68L18 67V64L15 61L10 60L8 63H6V64H4ZM122 68H124V69H122ZM176 68H179V70L176 69ZM191 68L194 69V70L196 69L198 71V72L195 71V72H197V74L196 73H194V74L192 73L193 77H192V74H191ZM232 68H231V70H232ZM46 69H49L48 73H45ZM133 69H136V70H133ZM222 69H224V68H222ZM85 70L87 71V73H86ZM156 70L157 71L159 70V71L157 72ZM174 70H175V72H174ZM231 70H229V71H231ZM179 71H180V73H179ZM223 72H225V71H223ZM136 73H137V75L139 77L136 75ZM140 73H143L146 77L143 76V78L140 79ZM187 73H188V75H187ZM198 73L200 74L199 77H198ZM176 75H179V76H176ZM212 75L217 76L216 77L217 79L219 77L220 81H218L216 79L215 80L211 79V81L213 80V82H215V83L214 84H212L213 82L209 83L210 82L209 81L210 78L208 76H210L212 78V77H214ZM2 76L0 75L1 79H2ZM83 76H84V78H83ZM98 76H99V78L96 79V77H98ZM221 76H223L224 78H222ZM109 77H111V78H109ZM155 77L156 78L158 77L157 80H156ZM1 79H0V81L4 82V80H1ZM3 79H5V77ZM177 80H178V82H177ZM206 80H207L208 83L206 82ZM91 81H92V85L90 84ZM139 81L141 83L138 84ZM143 81H144V84H145L144 86L141 85L143 83ZM93 84H94V86H93ZM137 84L141 85L142 87L140 88V86H138ZM3 85L0 84V91L4 90ZM151 85H152L153 88L151 87ZM154 85H155V87H154ZM132 86H134L135 89H139V90L136 91V95L138 94V92L140 90H141L140 91L141 93L136 96L134 94V92L132 90H130V89H132ZM254 86L256 87V85H254ZM70 89H69V91H70ZM249 89L251 90L252 88H249ZM258 89H259V86L257 87V90ZM129 90L132 93H129ZM181 90H182V92H181ZM204 90H207V89H204ZM243 90H244V92L247 93V94L246 93L245 94L248 95L247 96L248 100H246V98L244 97V99H245V101H244L242 96H246V95L245 94L242 95L243 94ZM83 91H85L86 93H83ZM184 92H186V93H184ZM206 92H208V91H206ZM234 92H236V93H234ZM240 92H241V94H240ZM181 93H183V94H181ZM251 93L254 94V92H252V91H251ZM131 94L134 95L133 97L135 99L131 96ZM208 94L210 95V92ZM255 94H256V91H255ZM127 95H130L131 97L128 96V98H127ZM122 96H123L122 100L124 99L123 100L124 109L121 112H124V114L121 113L120 111H117L118 109H116V104H117L116 102L119 101ZM77 97L75 99H78ZM219 97L215 96L214 101H213L215 104H217V106L219 104L218 109L216 111L213 108L214 106L213 107L209 106L211 109L213 108V111H214V112L211 111V113H208L209 110L207 108L205 110L206 112L204 110H202L203 109V105L206 104V103H204L203 100L198 98L199 100H201V102H203V104H201L202 106H200V108H199V103H201V102L197 98H194V102L197 103L195 105V108H196V106H198L197 107L198 109L202 108L200 110L201 111L200 113H201V115L204 114L203 116H206L205 120L206 119L208 120V115H210L209 118L210 117H212V118L215 117L213 119L212 118L209 119V120L212 121L211 123L213 125L209 124V122H210L209 120H208V124L210 125L209 128H211V129L214 128V131L216 130L217 133L215 132V134L218 137H215V138L206 137L209 141H211L214 144V151L212 149L209 150L208 154H211V155H208L209 157H207L206 160L209 162L208 164H211V163L213 164V162H214V164H213V166H209L208 167V165H206V163H205L206 160L205 161L204 160L200 161V158H198L199 161L201 162V165L204 163L203 164L204 167L205 166L208 167V169H207L208 172H209L208 174H210V176L212 175L213 177L218 175V174H216L217 173V169H218V166H216V163H217V158H218V156H219V154L221 152V149H224L222 147L223 146L222 139L224 140V143L226 145H228V147L225 144L224 145L227 148H229V147L232 148L233 149L232 151H234V148L238 145V144H236V145L234 144V147H231L232 146L231 144H233L235 142H233V143L231 142L233 139L230 137V134H228L230 132H227L228 131L227 130L228 127L227 126L225 127L224 124L227 123V125H228L232 121L231 124H230V125H232L237 120H238V122H241V120H242V118H239V117H241V114L240 115L238 114L239 117H238L237 114L235 115L234 114L235 112H233L231 110V109H233L232 107L230 108V110L233 113H228V114H233V116H236L237 118L234 119L235 118L234 117L233 120H231V121H230V119H228L230 115L229 116L227 115V111H225L226 113H224V110L222 112L221 111L219 112V110H220V102H221V99ZM259 97L262 98V101H263L264 100V93H263V95L261 94V96H259ZM226 98H227V100H225ZM237 98H236V101H237ZM115 99L117 101H114ZM228 99L230 100L229 101L230 103L234 102L233 105H230V103L228 102ZM74 100L72 102H74ZM78 100H76V101H78ZM232 100H234V101L231 102ZM242 100H243V102H242ZM109 101H111V103ZM226 102H228V103H226ZM108 103H110L109 104L110 106L108 105ZM210 103H212V102H210ZM210 103H208V105H210ZM214 103H212L211 106L214 105ZM125 106H126V108H125ZM217 106H216V108H217ZM109 107H111L110 108L111 110H108ZM125 109H126V111H125ZM227 110L229 112V109H227ZM217 111H218V113H217ZM103 113H105V114H103ZM108 113H109V115H108ZM214 113H216V114H214ZM27 114L30 116L29 112ZM27 114H26V117L30 118V117L27 116ZM83 114H84L85 120L83 119ZM196 114H198V113H196ZM218 114L220 116H224L223 114H226L225 117L222 119V121H224V119H227L230 122L229 123H228V121L227 122L224 121L225 123L222 122L221 121V117H220V120H218V116H219ZM211 115H213V116H211ZM129 116H131V117H129ZM158 117H159V119H158ZM193 119L195 120L196 116H194ZM113 120H114V122H113ZM250 120H247L249 124H247V121H246L245 124H247V126L250 125V124L256 123L253 119H250ZM84 122H86L87 125ZM152 123H153V125H152ZM221 123H224L223 124L224 126H222ZM97 124H99V125H97ZM245 124H244V127L246 126ZM94 125H92V126L94 127ZM156 126H157V128H156ZM162 126H165V129L163 130V132L160 130V128ZM250 126H252V125H250ZM63 127H65V128H63ZM223 127L226 128V130L225 129L224 130L227 132V134L229 136L224 134L226 132L223 131ZM22 128L26 129V127H22ZM59 129H61V130H59ZM156 129L161 131L160 134H158V135L156 134V132H159ZM257 129H255L253 127L251 129L250 127H248V130L246 128L247 132H245V135L248 133V135H246V136L250 137V135L253 132H256L255 130H257ZM94 130H96V131L94 132ZM188 130H190V129H188ZM249 130H250L251 133L249 132ZM190 131H189V133L186 132L185 134L190 135V136L193 133L195 134V132L192 131V133H190ZM34 132H35V129H34ZM34 132L32 131V135L33 134L35 135ZM258 132H259V130L257 131V135L259 136ZM211 133L214 134L213 130L211 131ZM71 134H73L74 136L73 135L70 136ZM254 134H256V133H254ZM226 136H228V138L230 137L229 141H227L228 138H226ZM258 136L256 138H258ZM169 137H170V140L168 139ZM188 137L189 136H185L184 135L183 139H185V142H184L185 144L190 145L189 147H188V145H185V146H187V149L189 148L188 150H189V152H191L192 151L191 149H195V148L194 147L190 148L191 146H193L192 145L193 143H191V141H189L190 137L189 138ZM256 138H254V139H256ZM29 139L28 140L31 141V139H33V137H31ZM50 139H51V137H50ZM53 139H54V136H53ZM249 139H251V138H249ZM259 139H260V136H259ZM175 140H177V138ZM33 141L35 142L34 139H33ZM39 141L43 142L41 140H39ZM53 141H55V140H53ZM96 141H98V144L96 143ZM47 142L49 143V141H47ZM94 142L97 144L98 150L99 151H101V150L103 151V152H100V154H104L105 153L103 156H100L98 152H95V150H94V152L92 150H89L90 146L93 145ZM129 142H131V143H129ZM154 142H155L156 146H154ZM228 142H230L231 144H229ZM31 143L32 142H30V144ZM168 143H169V145H168ZM57 144H59V146H61V148H63L64 150L66 149L64 156H61V151L59 150V146ZM127 144L128 145H132L133 144L135 147L137 146L138 148H136V151H134L135 149H133L134 146L132 145V146H129L130 149H128L129 147L128 148L126 147ZM30 146H32V144ZM237 149H238V147H237ZM237 149L235 150V152H231L230 151L231 153H228V155H232L234 153L239 154V152H240L239 155H241V156H243L245 158V152H243L241 149H239L240 151L237 152ZM114 150H116V151H114ZM121 150H122V153H120ZM3 151H4V149H3ZM194 151H196V150H193L191 153L184 152V153H186L185 155L187 156L186 157V161L187 162L192 163V162H190L189 158L196 156V154L195 155L192 154V153H194ZM6 152H7V150L5 149V152H3V153H6ZM218 152H219V154H218ZM16 153L17 152H15V155H16ZM55 153H56V155H55ZM114 153H116V154H114ZM123 153H124V155H123ZM112 154H114L115 156L112 155ZM188 154H190V155H188ZM111 155L113 156V159H112ZM174 155H176V156H174ZM215 155L217 156L216 159L214 157ZM228 155H226V156H228ZM71 156L73 157V158H71L72 161H73V159L75 160V162H74L75 164L74 163H69V164H70V166L75 165V167H74L75 169H73L72 173H69V168H72V167H70L69 164L66 163L68 159L67 160H65V159L69 158ZM241 156L238 157L239 160H240ZM15 157L13 158L14 160H12V162H14V163L16 162ZM29 157H31V158L29 159ZM226 158H228L227 159L228 161L225 159V156H223L221 160L225 159L227 162L231 161V163H228V165L230 164L231 168H232L233 165H234V162H236L235 161L236 159L229 160L231 158H229V157H226ZM232 158H233V156H232ZM108 159H110V160H108ZM82 160H83V164H79V162H81ZM131 161H133L132 163H134V161H139L141 163L142 167H141L140 173L138 171H136L137 172L136 174H134L131 177H129L126 174V172H125V168L127 167L128 164H130ZM240 162L241 163L245 162V163L243 165L240 163L241 166H242V167L241 166L240 167L242 169L241 168H238V170L236 169V172H235L234 176L237 173L238 176L237 175L236 176L238 177V179L241 177L240 176L241 173H239L240 172L239 170H243L244 171L245 169H243V167L247 163L246 161H241V160H240ZM14 163L12 164V163L7 161V163L5 162L3 164V168H1V166H0V178L2 179V181H5L4 183H7L6 187H10L11 190H12L11 191L12 195H11L10 203L7 205V207L5 208V210L3 212H0V217H1L0 218V223H3V226H4V225H8L9 222L14 221V223H16V225H18V227L20 228L21 227L20 222L22 220V216L25 219H26L27 216H31L32 213H33V216H35V211L33 209L34 207L33 208L31 207V202H30L31 198L28 197L29 199L26 200L27 203L26 202L23 203L21 201L20 197H19L20 193L25 192V194H26V192L28 190H32V188H29L28 190L25 188V187L28 186V184L24 185V181H22L21 178L24 177V179L26 180V177H27L26 173L28 172V174H29V171H30V174L33 175L32 171H36V170L38 171V168L36 170L33 169V168H32V170L30 168H29V170H25L26 167L20 168V167H22L21 163H20L21 164L20 165L19 162H17L18 166H16ZM64 163H66V165ZM197 163L200 164L199 162H197ZM238 163H239V161L237 162V164L236 163L235 164L239 167ZM184 164L188 165V163H184ZM194 164H196V163H194ZM19 165H20V167H19ZM64 165L66 166V168H67V165H68V169H66L64 167ZM173 166L176 167L177 169H179V171L181 172V177L180 178H183V179L180 180L179 182H178V179H180V178L177 179V176L175 175V171H174L175 168H173ZM182 166L185 167L184 165H182ZM154 168H156L155 172H154ZM205 168L201 169V172H204L203 170ZM245 168L248 170V166L245 167ZM23 169H24V171L26 173H24V171H22L23 174H21L19 172V170L21 171ZM147 169L149 171L148 173H146ZM233 171H235V170H233ZM243 171H241V172H243ZM153 172H154L155 178L157 176H159V177L156 178V181L154 180L155 178L154 179L152 178V177H154L153 174H152ZM159 172H161V174ZM248 172H246V173H248ZM19 173L21 174V176L23 175V177L18 175ZM204 173H206V171ZM85 174H87V175H85ZM104 174H106V176H109L108 177L109 179L105 176L108 179L107 180L108 184H107V181L104 184L105 189H109L110 190V188L112 187L111 189L114 190V194H115L114 197H112V196L110 197L109 201H106V200L104 201V199H101L100 195L96 194V192H94L93 189H89V187L93 188L94 186H96L99 183V181L101 182V177ZM139 174H142V175H139ZM143 174L144 175L146 174V175L144 176ZM244 174H245V171H244ZM244 174L242 173V175H244ZM242 177L244 178L246 176H242ZM77 178H79L78 182H77V180H78ZM243 178H241V179H243ZM241 179H239L238 181H241ZM245 179H247V178H244L243 181H246ZM2 181L0 180V182H2ZM31 181H32V184L34 185V187L38 186L39 181H37L36 178L35 179L31 178ZM202 182H203V178L198 182V184H196V189L199 188L202 185ZM145 183H146V186H145ZM246 183H248V181H246ZM258 184H259L258 186H263L264 187L263 181H259ZM15 185H17V186L15 187ZM19 185H20L21 189L18 190ZM107 185H110L111 187L108 188ZM197 185H200V186L197 187ZM3 187H5L4 184H3ZM174 189L178 193H176L174 191ZM196 189H195L196 192L194 191L195 195H196V193L198 194V192H199ZM259 189L261 190L262 187L259 188ZM255 190L257 191L258 189H255ZM15 192H16V194H15ZM55 192L56 193L59 192V194H53ZM261 192H262V190H261ZM172 193H174V194H172ZM14 194H15V196H14ZM81 194L83 195V199H80V200L76 199V197L80 196ZM176 194H181L182 195L181 198L180 197L178 198L177 196H180V195H176ZM199 194H201V193H199ZM166 195H167V197H166ZM168 195H169V197H168ZM225 195H226V193H225ZM162 197L164 199H161L160 202H158L159 198H162ZM182 197H183V199H182ZM209 198H210V195H208L205 198L203 197V195H200L199 199L196 198L195 202H196V205L198 206V208L202 209V204H203L202 202L204 201V203H206L205 201L208 200ZM162 202H164V201H162ZM263 202H264V199H263ZM20 204L22 205V207L20 206ZM175 205L179 209L178 213L174 214L175 217L178 216L177 219H179V216H181V215L185 216V218H186V215H187L188 219L186 221H188L189 218H191V220H192V218H193L192 216L193 215L197 216V214H194L196 212V209L194 207H192V206L189 207L190 210L193 211V213H191L192 215L191 214L189 215V213L191 211L190 212L189 211H184V212L180 213V211H181L180 205H182V204L179 205V202L176 201ZM178 205H179V207H178ZM157 206H159V208H157ZM185 207H187L186 209H189L187 205ZM43 209L44 208L36 209L37 210L36 214L40 213V214H44L45 215L46 212L49 211V209L47 211H44ZM171 209L173 210V207ZM183 209L186 210L185 208L182 207V210ZM158 210H159V212H161V215H160V213L158 214V212H155V211H158ZM210 210H211V206H210V204H207V207H204V209H203V215L201 217H199V219H198L201 230L196 231V232H197V235L200 236V238H198L196 233L194 234L192 232V234L196 235V237H194V239L192 240V242H195L194 244H192V245L195 246L194 254L192 253V255H194V258H195L197 264H207L208 262H211V264L212 263L215 264V262L218 259V257L220 255H222L223 253H225V251H226V253L228 255L227 258L230 259L232 257V255L229 258V254H232V253L235 254L236 251H237V248L241 247V245H239L240 244L239 242H242L243 243L242 246H244V247H245V245H246V247L248 246L247 248L246 247L245 248L246 249L250 248V253L252 251V247L251 246L258 245V246H255V247L256 248L262 247V248H260L261 251H259L257 254L254 253L256 251H252V253L254 255L256 254L255 255V260L257 261V259H258V260L261 261L260 264H263L262 261L264 259V249H263L264 245L262 246V244H264V240H263L264 239V228L262 229L263 230L262 231L263 235L260 238L261 242H263V243L261 244V242H260V243L255 244V242H253V240L251 238H254V241H255V233L259 230V228H258L259 225H258V227H256V226H255V228L253 227L255 229V231H256V229H258L255 233H253L254 230L252 232V226H254V225L252 223V219L249 220V217H250L251 214L250 215L246 214L243 217H241L240 218L241 221H240V219L238 220L240 222V224L243 225V226L240 225L242 227V229L245 226L244 227L245 229H243L244 232L248 228L247 229L248 232L247 231L245 232V234L249 235V236L246 235L247 236L246 241L248 240V242L243 241L245 239L244 238L245 234H243L244 232L242 233V229H239V227L236 225L237 223L235 222L236 224L232 223L234 226H231L232 225L231 224L229 229H227V231L224 232L221 235L219 241H215L214 242V243H218V242L222 241L220 243L221 246H219V245L213 244L211 241H209L210 240V235H209V232H208L209 231L208 225H210V223H211L210 220H209V217L212 214V212ZM23 212H24V214H23ZM156 213L159 216L156 215ZM171 214H173V213H171ZM198 214H201V213L198 212ZM145 215L146 214H143V217H142L143 221L142 222L146 223V221L149 219V222L151 223L150 220L152 218L150 216L148 217L147 215L146 216ZM261 215H262L261 219L264 221V213H261ZM154 216H152V217H154ZM167 216H166V218H167ZM251 216L253 218L254 215H251ZM180 218L183 219V217H180ZM254 218L256 219V216H254ZM258 218L260 219V217H258ZM243 219H245V222L243 221ZM257 220L258 219H256L255 223H259V222H257ZM183 221H184V219H183ZM193 221L194 222H193L192 226L194 225L195 221L197 222V220L193 219ZM246 221H249V222L251 221L252 226H251V223L246 222ZM65 222H67V223L64 224ZM169 222H170V219H169ZM77 223L79 224V226L77 225ZM109 223H111V224H109ZM116 223H118V224L115 226ZM161 223L163 224V222H161ZM168 223L166 225L167 229H165V226L163 227V225L160 224L159 228H157L156 225H154L155 226L154 230H152V229L148 230V226L149 225H148V222H147L144 225V227H146V226L147 227L139 232L140 235L142 236V239L144 240V244L148 245L149 241L152 242L151 240H153L154 238L155 239L156 238L159 239V237L161 235H163V237H160V241H161V239H165L167 237L165 232L166 231L167 232L170 231L169 230L170 226H168ZM188 223H189V221H188ZM186 224H187V222H186ZM190 224H189V226H190ZM244 224H246V225H244ZM61 225H62V227H60ZM134 225L137 226L136 223H134ZM189 226L187 224L188 229L190 228ZM72 227H74V228L76 227V231L77 232L71 230ZM232 227H234L235 230H233ZM49 228H52L51 231H53V233H56L59 230L62 231L61 234H60V238L58 239L59 242L57 241L58 242L57 243L58 246H61V245L65 244V243H69L66 239H71V238L76 239L78 237V233L81 230H83V231L85 230L83 224L80 222V219L79 220H74V222H72V221L69 222V218L68 219H63L62 218L61 220L60 219H55V220H53V222L51 223ZM59 228H61V229H59ZM152 228H153V226H152ZM236 228H238V230H236ZM177 229H179V227ZM164 230H166V231L164 232ZM172 230H174V229L171 227V232H172ZM183 230L186 231L185 228ZM190 230H192V228H190ZM190 230H188L187 233L186 232L183 233L184 231L182 232V230H181V232L183 233L182 235H184V234L187 235ZM175 231H177V230H175ZM175 231H173V233ZM238 231H239L240 234H237ZM250 231L252 232V235L250 234ZM171 232L167 233L168 234L167 238H170V239L167 240V238H166L164 240V242H165L164 244H166L167 242H171L170 244H172L175 241H177L176 242V244H177L179 242L178 238L180 239V241L182 240L181 238L183 236L182 237L179 236L180 235L179 231L176 232V233L179 234L178 236L176 235L178 237L176 240H175L176 237H172L171 236V235H173V233H171ZM156 233L157 234L158 233H162V234L161 235L158 234L157 236H159V237H156L155 236ZM169 233H171V235H169ZM176 233H174V234H176ZM189 235H187V237ZM243 235H244V237H243ZM173 236H175V235H173ZM191 236H193V235H190V237ZM236 236L238 238L239 237H243L244 239L242 240V239L239 238L241 241L235 240L237 238ZM171 238H173V239H171ZM184 239H185V235H184L183 240ZM186 240H187V238H186ZM234 242L236 243L235 245L237 247L234 245ZM185 243H187V241ZM249 243H250L251 246L248 245ZM135 244L138 247L140 246L139 248H137L138 250L135 249V251H134V249H131L132 248V243L131 242H129L127 244V246L129 248L128 250L130 252H132L133 255H136V256L138 255L136 253H139L140 252L139 250L142 247L141 252L137 256L138 261L140 260V258H139L140 254L142 256V260L145 259L144 264L145 263L149 264L150 260L154 261L153 259H157V262H159L160 259H161V261H163V257H164L163 255L164 254L159 253V255H156V254H158V253H156L158 248H157V250H155L156 247H152V249H149L150 247L146 248L137 239H135ZM167 246H169V243H167L164 246V249ZM221 247L224 248V251H222ZM177 248H178L177 250L180 249L179 251L182 250L183 253H185V251L182 248H180V247H177ZM232 248L233 249L236 248V251H234ZM242 249H240V250L238 249L239 252H242ZM145 250H146V252H145ZM153 250H155V251H153ZM245 250H243L244 251L243 252L244 253V255H243L244 258H246L245 255H246V253H248V252H245ZM137 251H139V252H137ZM239 252L237 251L238 255L235 254V255H233V257L236 256V255L238 257L240 255L239 257H241V259H242V257H243L242 254L243 253L239 254ZM260 252L263 255H261ZM74 253L77 254L78 252L74 251ZM146 253H150V254L148 255ZM152 253H155V254H152ZM250 253L247 254L248 256H250L249 258H246L244 260L242 259L244 261V264L245 263L247 264L248 262H249L248 264H250V262H252L254 260V259L251 258V257H254V255L253 254L249 255ZM16 254L17 255L20 254V250L19 249H15L14 256ZM161 254H162V256H161V258H159V261H158V258H156V257L160 256ZM145 255H146V257H145ZM147 255L149 256L150 259L148 258ZM150 255H153V256L151 257ZM19 256L20 255H18V257ZM256 256H258V257H260L262 259H260V258H258ZM86 257H87V255H85L84 257L81 256L80 258L74 260L73 262L75 263V261H76L75 264H84V260H85ZM224 257H222V263H224L223 260L225 261ZM233 257L231 259H234ZM239 257L236 258V260L241 262ZM247 259L248 260L250 259V261L246 262ZM230 260H229V262H230ZM143 261H142V263H143ZM234 261H235V259L232 261V263ZM139 262H141V261H139ZM164 262L165 261H163V263ZM188 262L189 263L192 262L191 257H190V261H188ZM163 263H160V264H163ZM254 263H255V261H254ZM258 263L259 262H257L256 264H258ZM150 264H155V262L154 263L152 262ZM219 264H221V263H219ZM234 264H238V263L236 262ZM240 264H242V263H240Z\"/></svg>",
    "mask_w": 264,
    "mask_h": 264
}]
</instances>
